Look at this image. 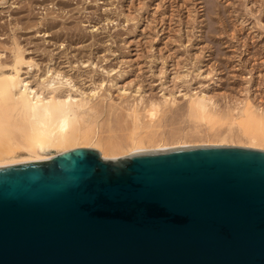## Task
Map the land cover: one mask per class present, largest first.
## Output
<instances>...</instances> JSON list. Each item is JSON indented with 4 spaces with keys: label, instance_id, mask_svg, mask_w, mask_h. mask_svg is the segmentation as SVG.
I'll return each instance as SVG.
<instances>
[{
    "label": "water",
    "instance_id": "obj_1",
    "mask_svg": "<svg viewBox=\"0 0 264 264\" xmlns=\"http://www.w3.org/2000/svg\"><path fill=\"white\" fill-rule=\"evenodd\" d=\"M0 264H264V149L76 146L2 165Z\"/></svg>",
    "mask_w": 264,
    "mask_h": 264
},
{
    "label": "rangeland",
    "instance_id": "obj_2",
    "mask_svg": "<svg viewBox=\"0 0 264 264\" xmlns=\"http://www.w3.org/2000/svg\"><path fill=\"white\" fill-rule=\"evenodd\" d=\"M14 38L26 48L25 55L38 58L37 61L44 60L46 50H51L56 65L65 71L75 73L79 69L85 73L86 85L92 86L93 79L104 78L101 91L110 93L113 102L121 99L109 78L118 69L125 70L119 85L126 87L128 94L134 86H139L141 92L129 95L128 101L121 104L137 100L144 120H148L144 111L148 98L160 99L163 91L167 94L166 89L172 88L175 103L169 105L166 115L163 109L168 107H163L159 115L164 114V125L161 131L157 128L158 133L163 131L168 137L180 127L189 132L188 140L207 137L205 123H197L195 130L193 120L183 114L184 93L190 89L209 88L223 108L234 107L248 89L255 103L264 106V0H0L3 58ZM75 58H88L89 64L78 66L74 61L75 67L70 69L68 62ZM196 66L201 74L195 72ZM109 67L114 68L112 75L105 73ZM183 71L188 74L187 83L183 84L180 78L170 82L172 75ZM88 73L92 75L89 77ZM140 93L143 98L139 103ZM93 100L105 106L109 103L106 98ZM106 107L98 119L100 136L125 142L131 125L125 107L117 106L112 114ZM217 125V131L226 126L223 121ZM89 147L99 150L105 158L127 155L108 157L102 148ZM47 153L57 151L49 147L43 151ZM24 154L27 152L23 149L16 151V155Z\"/></svg>",
    "mask_w": 264,
    "mask_h": 264
},
{
    "label": "bare ground",
    "instance_id": "obj_3",
    "mask_svg": "<svg viewBox=\"0 0 264 264\" xmlns=\"http://www.w3.org/2000/svg\"><path fill=\"white\" fill-rule=\"evenodd\" d=\"M18 40L14 38L9 47L6 45L8 53L5 58H3L5 55L2 56L3 53L0 51V166L51 157L54 154H43V151L49 147H54L57 153L76 146L100 147L103 155L108 157L130 154L138 150L198 143L241 144L264 149V106L261 107L255 103L248 89L246 90L247 94L238 98L234 107L226 105L225 108L218 106L215 93L213 94L209 88L206 90L202 89L203 87L199 90L190 89L189 92L184 93L186 105L183 114L193 120L194 129L200 125L199 122L205 123L206 138L197 136L196 140H188L189 132L181 130L182 127L180 130L178 129L179 131L175 130L176 132L171 137H168L165 132L163 134V131L158 133L157 128L161 131L164 125V112L169 111V105L175 103V92L170 88V90L166 89L169 93L162 92L160 99L148 98L144 105L148 120L142 119L141 108H138L137 100L131 104L124 103L126 104L123 105L127 111L126 114L131 120L129 133L125 135V142L110 136L104 139L99 134L100 123L98 120L104 111L103 108L107 106L110 114L115 113V110L119 108L117 106L123 107L122 101H126L129 95L141 92L140 87L134 86V89L128 94L127 88L119 85L125 70L118 69L115 76H111V78L108 76L110 85L116 86V94L121 99L120 102L118 101L119 103L115 100L113 102L110 93L103 94L101 91L104 78L98 79V81H96L97 78L93 79L92 86L86 85L88 82H85V73L81 74V71V73L78 72L79 69L75 73L69 70L65 71V68L56 65L51 50L47 49L45 59H42L43 61L40 59L41 61L38 60L40 61L38 62V58L25 55L26 48ZM4 50L6 51V49ZM42 50L44 53L43 48ZM74 61L78 62V66L89 64L88 58L85 60L75 58L68 62L70 69L75 67L72 65ZM196 68L195 72L201 74L199 66ZM112 71L114 68L109 67L105 73L110 75ZM187 75L185 71L179 72L172 75L169 80L175 83V79L180 78L184 84L188 82ZM247 81L249 83V80ZM177 91L179 89H176ZM139 96L140 103L143 96L141 93ZM98 97L102 100L109 99V103L107 101L106 106L104 103L98 104L99 101L96 102L97 104L94 103L93 98ZM100 102L102 101L100 100ZM165 106L168 107L167 110L163 109ZM162 109L164 114L162 113L163 116H160L162 114L159 115V113ZM221 121L226 126L223 130L220 128L221 130L217 131L215 127ZM109 128L112 130L110 126ZM18 149L25 150L27 154L16 155Z\"/></svg>",
    "mask_w": 264,
    "mask_h": 264
}]
</instances>
